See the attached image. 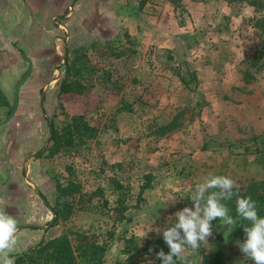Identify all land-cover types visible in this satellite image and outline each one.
I'll list each match as a JSON object with an SVG mask.
<instances>
[{
  "label": "rangeland",
  "instance_id": "obj_1",
  "mask_svg": "<svg viewBox=\"0 0 264 264\" xmlns=\"http://www.w3.org/2000/svg\"><path fill=\"white\" fill-rule=\"evenodd\" d=\"M167 1L175 7V11L170 9L167 24L170 35L173 24L184 31L177 44L175 39L167 43L171 48L163 46L161 37L153 38L152 43L150 39L145 43L141 36L128 39L129 28L101 38L90 37L80 23L74 24L67 59L72 60L77 50L87 56L85 76L91 75L92 87L85 94H61L66 65L55 73L59 76L61 72L60 81L48 86L43 82L52 80L54 70L46 69L43 59L36 62L40 68L23 84L9 124L18 128L16 139L11 136L22 149L11 157L21 168L6 194L9 132L2 134L0 143V200L21 229L34 224L47 227L45 241L63 234H86L106 247L104 264H153L159 259L151 241L177 222V211L193 208L190 197L206 177L227 176L240 188L261 180L264 65L250 68V63L261 45L257 23L264 19V11L251 5H229L226 0H205L195 5L192 18L187 4ZM115 3L125 5L122 0ZM140 3L126 0L128 12L144 13ZM156 11L150 6L146 12L158 16ZM0 25H5L0 29L3 64L8 61L3 59L4 52L10 47L26 57L30 52L13 37L18 32L8 33L5 21ZM57 37L60 64L66 32ZM117 51L126 54L117 58ZM247 71L249 81L244 80ZM14 98L0 119L2 125H7ZM182 110L194 111L195 118H180L177 129L160 135L159 128ZM78 115L97 129V135L86 144L50 154L49 121L61 130ZM58 182L64 186L76 183L80 191L59 199ZM66 203L71 206L68 219L50 227L56 219L54 209H63ZM208 244L207 249L213 246V236ZM188 258L197 261V252L188 249ZM234 259L238 264H253L240 252Z\"/></svg>",
  "mask_w": 264,
  "mask_h": 264
},
{
  "label": "crops",
  "instance_id": "obj_2",
  "mask_svg": "<svg viewBox=\"0 0 264 264\" xmlns=\"http://www.w3.org/2000/svg\"><path fill=\"white\" fill-rule=\"evenodd\" d=\"M122 1L125 5H121L120 7L119 5L117 6L115 0H0V22L5 21V23H8V26L6 25L8 33L18 32V36L13 35V37H17L18 42H21L26 51L30 52L27 53L28 55L26 57H23L20 54L14 53L15 51L13 50H16L15 47H10L9 50L4 52L6 57H3V59H8L6 65L3 64V60H1L0 57V92L2 95H5L4 98L0 99V119L8 113L9 103L12 96L15 95L16 86L30 67H32V73L27 81L32 80L36 69L40 68L37 63L40 62L41 59H43L46 69L49 68L48 70H54V75L56 71L61 69L63 63L58 64L57 62V56L60 54V45L58 44L57 36H62L64 31L67 37L69 35L67 46L69 49V41L72 37L71 28L76 22L80 23V29L92 34L90 37L98 35L101 38H109V36L114 35L116 32H120L122 27H124L126 29L129 28L128 32L132 38L141 36L145 43L147 39H150L152 43L153 38L161 37L164 41L163 43H165L163 46L166 48H171L167 43H170L172 39H175V43L177 44L176 39L183 37V35L180 34H183L182 32L184 31H182L183 28H180L179 25L175 26V24H173L172 35H170L168 31L169 27H167V24L171 14L170 9L172 8V10L175 11V7L167 0H141L140 8L144 9V13L139 12V15L129 13L128 8L130 5H126V0ZM226 1L227 4H229L228 0ZM181 3L188 5L186 8L189 10L192 18L195 17L193 13L194 8H196L195 5L202 4L201 2L196 3L191 0H182ZM243 5L246 7L250 6L246 3ZM150 6L158 10L155 12L158 16L149 15L146 12ZM65 23L66 27L63 26ZM4 27L5 25H0L1 30H3ZM62 28H64V31H60ZM2 38L3 37H1V39ZM3 50L4 48L0 43V51ZM37 54H41V58H37ZM60 79L61 77L59 78L56 75L53 77L52 75V80L50 79L43 83H48L47 85L49 86L53 83L57 84ZM2 101L4 104H2ZM12 119H14V117L10 120L8 118L7 125H2L0 123L2 125H0V143L3 133L9 132L10 136L13 135L14 137L18 133V128L9 126ZM17 145V141L14 143L11 136L6 149L10 160L7 161L8 163L6 164L7 172H5V175L7 179H4L6 180L4 184V194H6L7 191V193H10L9 185L12 186V183L16 182L20 175L17 173L21 165L15 161L13 162L11 158H15L18 155L17 152L22 149ZM2 172L3 167H0V173ZM6 184H8V189H6ZM0 185L1 190L3 185ZM1 200L0 209L6 210ZM30 226H37L38 229L28 227H23L21 229V227H18L20 229L19 243L16 250L12 253L14 257L18 254L22 255L24 252L34 248L46 237V227L37 224Z\"/></svg>",
  "mask_w": 264,
  "mask_h": 264
},
{
  "label": "trees",
  "instance_id": "obj_3",
  "mask_svg": "<svg viewBox=\"0 0 264 264\" xmlns=\"http://www.w3.org/2000/svg\"><path fill=\"white\" fill-rule=\"evenodd\" d=\"M172 3L178 4L182 0H171ZM191 1H205V0H191ZM231 5L249 4L255 8L264 11V0H228ZM257 28L261 32V45L256 51V56L250 63V68H258L263 66L261 64L264 60V19L257 23ZM130 35H126L129 39ZM110 44V43H109ZM108 44V48L109 45ZM113 51V47H110ZM75 56L71 60L67 59L66 63V77L60 84L61 94L76 93L85 94L92 87L91 75L86 77L85 71L88 69L89 63L85 54H80V50L74 52ZM126 54L125 51H117L114 55L121 58ZM261 64V65H260ZM78 77V78H75ZM251 74L249 71L244 73V80L249 81ZM87 82V84H85ZM0 92V97H2ZM2 104L4 102L2 101ZM194 111L182 110L178 113L175 119L169 124L160 127L158 132L160 135H166L169 132L177 129L183 120L190 118L193 120ZM191 116V117H188ZM52 128V137L50 141L53 143L50 154L54 155L63 148L72 147L76 144H86L90 139L97 135V129L92 127L83 115L73 116L69 119L67 125L61 130L55 129L53 123H50ZM89 139V140H88ZM88 140V141H87ZM38 156H42L39 153ZM57 190L59 192V199L65 198L68 195H73L80 191V187L76 183H69L64 186L58 182ZM235 191V189H234ZM239 197H251L257 205L258 215L264 217V173L259 181L250 182L245 188L238 189ZM237 196H233L231 200L223 201L229 209L236 224L234 227L223 225L221 221H213V246L208 248L202 245L197 250L198 260L186 259V264H238L234 256L237 253H242L238 247V242L243 243L246 239L244 227H250L249 221L243 220L236 213ZM56 219L51 222L50 227L58 224L60 219L66 220L71 214V206L66 203L63 209H54ZM32 229H38L37 226H28ZM73 236V237H72ZM153 252L163 250L166 254L169 253V248L163 241L162 237L154 238L151 241ZM107 250L106 247L99 244L97 241L91 240L88 235L80 233L63 234L48 241H41L38 245L18 256L15 261L16 264H104V258ZM153 264H162L161 260ZM176 264H181L179 260Z\"/></svg>",
  "mask_w": 264,
  "mask_h": 264
},
{
  "label": "clouds",
  "instance_id": "obj_4",
  "mask_svg": "<svg viewBox=\"0 0 264 264\" xmlns=\"http://www.w3.org/2000/svg\"><path fill=\"white\" fill-rule=\"evenodd\" d=\"M235 189V191H234ZM239 186L227 176L210 175L199 183L190 200L193 208L184 207L174 216L176 221L162 232L163 241L169 248L165 254L160 250L156 258L162 264H186L188 249L197 251L202 245H209L208 239L213 236V221L219 220L223 225L234 227L235 219L229 215V209L223 201L237 196L236 213L251 226L244 227L246 239L238 242L240 251L253 261V264H264V217L258 215L257 205L251 197H239ZM159 233L161 230L156 229ZM19 243L18 221L0 209V264H16L12 253Z\"/></svg>",
  "mask_w": 264,
  "mask_h": 264
},
{
  "label": "water",
  "instance_id": "obj_5",
  "mask_svg": "<svg viewBox=\"0 0 264 264\" xmlns=\"http://www.w3.org/2000/svg\"><path fill=\"white\" fill-rule=\"evenodd\" d=\"M63 26H65L66 27V25L65 24H63ZM69 34V33H68ZM68 40H69V35H68V37H67V39H66V42H65V45H66V51H65V58H64V62H63V66H65L66 65V63H67V56H68V52H67V46H68ZM31 73H32V67H30L29 68V70L27 71V73L25 74V76L19 81V83L17 84V86H16V89H15V98H14V104H13V109H12V111H11V113H10V116H9V120L11 119V118H13L14 117V115H15V113H16V111H17V109H18V106H19V101H20V91H21V88H22V86H23V84L27 81V79L30 77V75H31ZM59 78L61 77V72L59 71V76H58ZM45 93H46V89L44 90V92H43V95H42V97H41V101H43V99H44V96H45ZM42 111H43V113H44V109L42 108ZM28 179V178H27ZM33 187H34V189H35V191L38 193V190H37V188L33 185ZM6 189H8V184H6ZM38 195H40V193H38ZM2 196V195H1ZM47 228V227H46ZM20 230V229H19Z\"/></svg>",
  "mask_w": 264,
  "mask_h": 264
},
{
  "label": "flooded vegetation",
  "instance_id": "obj_6",
  "mask_svg": "<svg viewBox=\"0 0 264 264\" xmlns=\"http://www.w3.org/2000/svg\"><path fill=\"white\" fill-rule=\"evenodd\" d=\"M49 121V120H48ZM51 123V121H49V124Z\"/></svg>",
  "mask_w": 264,
  "mask_h": 264
}]
</instances>
